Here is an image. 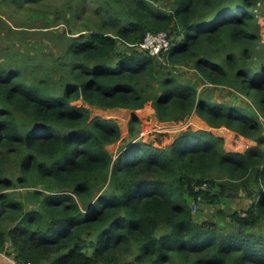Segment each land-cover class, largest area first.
I'll use <instances>...</instances> for the list:
<instances>
[{"label": "trees", "instance_id": "obj_1", "mask_svg": "<svg viewBox=\"0 0 264 264\" xmlns=\"http://www.w3.org/2000/svg\"><path fill=\"white\" fill-rule=\"evenodd\" d=\"M263 3L0 0L13 16L64 27L51 31L54 67L9 45L0 56V253L18 264H264ZM0 25L10 40L23 31ZM148 32H166L168 51L140 49ZM184 67L197 82L181 79ZM78 101L150 102L159 122L196 114L256 145L227 152L222 138L188 129L165 148L134 140L114 159L119 125ZM240 192L243 211L220 207ZM198 197L211 218L192 213Z\"/></svg>", "mask_w": 264, "mask_h": 264}, {"label": "rangeland", "instance_id": "obj_2", "mask_svg": "<svg viewBox=\"0 0 264 264\" xmlns=\"http://www.w3.org/2000/svg\"><path fill=\"white\" fill-rule=\"evenodd\" d=\"M163 8H168L166 4H162ZM13 8L9 10H4V8H0V17L6 21L7 26L14 28V30H23L20 31V35H12L13 39L10 40L8 36H2L5 31L4 28H0V56L3 57L6 51L4 48L9 45V49H18L21 53L26 55H37L40 58H45L48 64L46 67H54L58 64L57 58L59 54V45L53 41V36L51 31H61L63 32L64 27L60 25L56 26H49L44 28V23L41 22L39 19L34 21H26L24 20L22 15L13 16L11 11ZM263 14L259 17V24H260V37L261 42L264 44V3L262 5ZM17 24L18 26H15ZM1 26V25H0ZM16 36L19 40H15ZM2 60V58L0 59ZM10 61H16L15 57L8 58ZM179 76L182 80L194 81L197 82L198 76L196 73L188 68L184 67L179 69L178 72ZM192 82V83H194ZM212 95L211 97L215 100L228 99L229 93L225 92L224 90H218L217 88H210V92ZM210 98V97H208ZM229 100V99H228ZM150 103V102H149ZM149 103H147L143 108L137 109L143 110L148 109ZM85 105L90 109L91 118L96 116H100L104 119H109L115 121L121 131L120 139L107 146L108 151L111 153L112 157L115 159L122 151H124L127 147L130 146L131 142L134 140H140L142 142L152 143L156 147L165 148L173 144L177 141L180 135L186 132L188 129L192 130L193 132H197L202 129L198 124L193 123V116H189L186 119L180 122H159L156 119V116L152 113V119H145L142 113V119L136 114L139 111L132 110L130 111V115H125L122 113H113L110 115L109 113L105 112L103 109H98L94 107H90L80 101L73 103V105ZM134 113V114H133ZM136 113V114H135ZM196 115V114H194ZM197 116V115H196ZM198 117V116H197ZM199 118V117H198ZM132 119H136V122L132 125L130 122ZM200 119V118H199ZM202 120V119H200ZM151 121V122H150ZM132 125V126H131ZM134 134V137L131 139L130 135L131 132ZM208 131L214 134L217 137L222 138L223 144L222 147L227 152H245L248 148L253 147L256 145V142L250 139H246L234 131L226 129L224 127L220 128H208ZM143 132L144 135H140ZM264 134V131H263ZM14 174V171L11 172V175ZM15 195L19 196L21 200L25 198V193L21 192L20 190H15ZM243 193H239V196L234 197L232 199H224L222 200V204H220L221 208H224L226 211H243L248 204L249 201L246 200ZM203 200L198 197L197 200L192 204V213L198 219L204 218H211L215 214L214 206L205 204L202 202ZM24 202L27 203L25 200ZM12 263V262H11Z\"/></svg>", "mask_w": 264, "mask_h": 264}, {"label": "built area", "instance_id": "obj_3", "mask_svg": "<svg viewBox=\"0 0 264 264\" xmlns=\"http://www.w3.org/2000/svg\"><path fill=\"white\" fill-rule=\"evenodd\" d=\"M140 49L146 50L148 54L151 56H158L162 52H167L170 47V39L168 37V34L166 32H157V33H146L143 41L139 44ZM140 135H144L143 132L140 133ZM198 189H205V187H197ZM13 264H18L14 261L13 255L7 256ZM21 264H31L28 263H21Z\"/></svg>", "mask_w": 264, "mask_h": 264}, {"label": "crops", "instance_id": "obj_4", "mask_svg": "<svg viewBox=\"0 0 264 264\" xmlns=\"http://www.w3.org/2000/svg\"><path fill=\"white\" fill-rule=\"evenodd\" d=\"M146 107V106H145ZM149 108L143 110V112H140L141 110H136L139 111L138 114H136V116L140 117L142 119V113L144 115H146L144 118L147 119H152V113L155 116V112L154 109L152 108L151 103H149ZM132 110L129 109H125V108H112V109H107L105 110V112L109 113L110 115H113V113H122L125 115H130ZM134 114V113H133ZM114 116V115H113ZM191 116H193V120L194 123L198 124L200 127H202V129H204V131H208L209 126L203 121L200 120L196 115L192 114ZM151 122V121H150ZM5 256V253H0V264H13V262Z\"/></svg>", "mask_w": 264, "mask_h": 264}, {"label": "bare ground", "instance_id": "obj_5", "mask_svg": "<svg viewBox=\"0 0 264 264\" xmlns=\"http://www.w3.org/2000/svg\"><path fill=\"white\" fill-rule=\"evenodd\" d=\"M193 123H194V121H193Z\"/></svg>", "mask_w": 264, "mask_h": 264}]
</instances>
